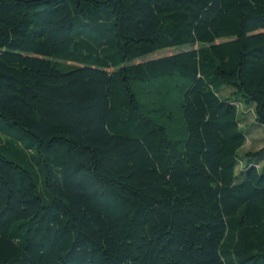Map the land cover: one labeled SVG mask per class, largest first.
<instances>
[{"label": "trees", "instance_id": "1", "mask_svg": "<svg viewBox=\"0 0 264 264\" xmlns=\"http://www.w3.org/2000/svg\"><path fill=\"white\" fill-rule=\"evenodd\" d=\"M247 112L264 0H0V264H264Z\"/></svg>", "mask_w": 264, "mask_h": 264}, {"label": "rangeland", "instance_id": "2", "mask_svg": "<svg viewBox=\"0 0 264 264\" xmlns=\"http://www.w3.org/2000/svg\"><path fill=\"white\" fill-rule=\"evenodd\" d=\"M177 51L178 50H176V49H172V50H166V51L158 52V53H155V54L149 56L148 58H146V60L155 59V58L162 57V56H168V55L176 53ZM227 90L229 92L232 91L230 88H227ZM228 91H224L222 93V95L227 96L229 94ZM235 97L236 96H234V95L231 96V98H232L231 100H234ZM244 107H245V105H244ZM250 114H251V112L245 113V116H246L245 122L247 123V125H249L251 127L250 128L251 133L249 134V137H248V140L246 141L245 146L239 151L240 158H241V160H243V162L245 161L243 155L247 151H256V150H258L264 146V131L260 128L254 127V125H253L254 121H253ZM262 162L264 163V159L261 161V163Z\"/></svg>", "mask_w": 264, "mask_h": 264}]
</instances>
